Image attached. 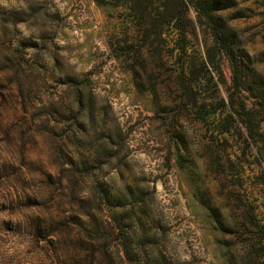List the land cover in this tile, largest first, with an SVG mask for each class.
<instances>
[{
  "label": "rangeland",
  "instance_id": "rangeland-1",
  "mask_svg": "<svg viewBox=\"0 0 264 264\" xmlns=\"http://www.w3.org/2000/svg\"><path fill=\"white\" fill-rule=\"evenodd\" d=\"M0 108V264H86L71 184L129 264H264V0H0Z\"/></svg>",
  "mask_w": 264,
  "mask_h": 264
},
{
  "label": "trees",
  "instance_id": "trees-1",
  "mask_svg": "<svg viewBox=\"0 0 264 264\" xmlns=\"http://www.w3.org/2000/svg\"><path fill=\"white\" fill-rule=\"evenodd\" d=\"M199 4L201 5L202 1L199 2ZM199 13L205 21H208L207 26L215 34L216 39L220 40L222 37V29L219 25H216V22H214V15L208 11L207 6L202 4L201 8L199 7ZM184 19L186 29H188L189 21L186 15H184ZM233 57L234 56L231 57V60H234ZM182 69V72H185V68L182 67ZM181 76L185 79L187 85V82L190 80L186 79V75L184 73ZM12 77L17 78V87L23 95L27 91L26 89L32 88V86H24V83H22L20 79L21 74H19L18 70L14 71V74L11 75V78ZM241 85L240 79L235 78L236 89H239ZM71 185L73 200H78L75 202L77 208L74 212L76 214L87 215L90 219V226L86 232L83 231L85 230L84 228L80 229L77 238L73 240V246H75L79 255H84L83 261L86 264H129L131 255V243L129 242V238L132 234L129 230L130 228L124 229L119 226V222L112 223L111 221L104 223L103 226H100L96 223L95 216L97 212L102 213L101 205L97 208L93 202V198L91 196H87L86 191H80L76 185ZM113 247L115 249L111 254L109 251Z\"/></svg>",
  "mask_w": 264,
  "mask_h": 264
}]
</instances>
